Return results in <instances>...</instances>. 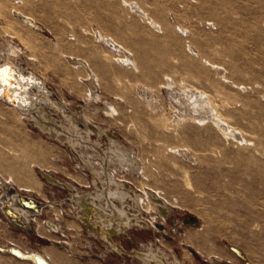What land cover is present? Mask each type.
<instances>
[{
  "label": "rangeland",
  "instance_id": "rangeland-1",
  "mask_svg": "<svg viewBox=\"0 0 264 264\" xmlns=\"http://www.w3.org/2000/svg\"><path fill=\"white\" fill-rule=\"evenodd\" d=\"M16 11L43 30L25 25ZM8 56L71 109L84 105L119 136L124 152L133 147L139 174L115 171L119 160L110 153L115 175L172 205L168 216L156 210L150 227L134 225L116 236L130 252L162 247L180 264H245L233 245L252 264H264V0H0V60ZM77 58L88 60L98 76L99 95L90 101L89 72L74 64ZM195 95L202 108L213 110L212 120L201 121ZM96 106L106 112L94 113ZM29 116L0 97V193L12 184L61 202L70 190L45 178L42 168L76 191L94 190L91 173L73 151L65 152L64 142ZM217 118L224 128L213 123ZM94 139L109 142L106 136ZM142 202V215L152 222L149 201ZM72 210L68 203L48 206L30 217L29 228L41 220L59 235L54 245L74 258L143 264L131 253L105 248L101 236L67 214ZM0 215L11 225L0 241L27 230ZM56 217L58 232L46 223ZM69 221L75 227L67 228ZM41 248L34 239L27 249Z\"/></svg>",
  "mask_w": 264,
  "mask_h": 264
},
{
  "label": "bare ground",
  "instance_id": "bare-ground-1",
  "mask_svg": "<svg viewBox=\"0 0 264 264\" xmlns=\"http://www.w3.org/2000/svg\"><path fill=\"white\" fill-rule=\"evenodd\" d=\"M15 16L30 28L36 30H38L37 28H42L33 17L22 11H16ZM77 60L78 62L74 64L89 72L87 73L89 76V83L87 84L89 97L87 100L90 101L92 95L96 97L99 95L97 92L98 76L88 60L82 58H77ZM1 68H5L11 76L6 80L0 72V97L12 103L22 113L29 114V121L31 120L41 131L43 130L51 135L52 138L61 140V142L69 146L71 149H65V152L70 153V150L74 152L73 154L77 157L78 164L91 173L92 180L90 182L94 186V190L83 189L76 191V189L71 187V185L75 187L72 182L61 180L46 171L45 168H42L45 178L48 177V180L54 182V184L68 188L70 194L61 202H58L59 198L51 202L49 199H39L30 193H22L19 188L12 184L3 185V191L0 193V209L3 210L4 216L8 221L18 227H25L31 222L30 215L41 216L48 206L68 203L75 208V211H67V214L78 218V220L80 219L94 231L96 230L95 232L105 241V248H110L115 253H131L138 256L143 264H180L179 260L174 259L171 261L168 251L162 247L157 249L147 248L146 250L135 248L133 252H130L120 240H117L119 235L126 233L134 225L150 227L155 220L156 210L164 216H168L170 211H172V205L163 195L159 193L153 194L146 189L140 191L129 182H124L123 178H118L115 175L116 173L113 172L112 164H114V158L110 153H113L114 157L119 160V165H115V171L118 170L121 173V171L129 170L134 174H139L136 171L140 168L138 167L140 158H137L134 148L129 146L127 147V153L124 152L118 145L119 136L112 133L109 127H105L95 121L84 105H79L78 110L76 109L77 111L71 109L65 101L56 96V93L44 80L34 75L35 73L25 72L22 69L23 67L17 64L11 56L0 60ZM32 86H36L37 91L36 93L34 91L35 94L31 93ZM54 95L56 96L55 99L53 98ZM195 96L197 98L195 106L200 108L199 111L201 117H203L200 120L204 122L209 120V118L212 120L211 111L213 110L209 108V104H207L208 108L204 106L202 108L201 97L199 95ZM93 111L96 114H101L106 112V109L96 106ZM220 121L219 118L217 120L213 119V123L222 128L223 125L221 123L223 124V122L220 123ZM165 122H167L166 119ZM95 135L99 137L106 136L109 142L102 143V141L95 140ZM116 162L115 164H117ZM121 176H124V174ZM2 177L1 173L0 180ZM25 180L27 181V178ZM142 201H149L147 203L148 210L146 211L151 213L152 222L145 215H142V213H145L142 207L139 206ZM152 205H154V209H152ZM195 221L194 218H191L188 222L194 223ZM51 223L57 227V230L60 229L58 222L51 221ZM12 250L19 255H24L17 249V246L12 248ZM22 251L25 252L24 250ZM48 260L50 261V259ZM246 260L248 259L246 258ZM50 263L52 264V262ZM121 264L127 263L122 262Z\"/></svg>",
  "mask_w": 264,
  "mask_h": 264
},
{
  "label": "crops",
  "instance_id": "crops-1",
  "mask_svg": "<svg viewBox=\"0 0 264 264\" xmlns=\"http://www.w3.org/2000/svg\"><path fill=\"white\" fill-rule=\"evenodd\" d=\"M63 145L66 146L68 149H71L69 146H67L65 144H63ZM78 222H80V220H78ZM67 223H68V225L66 224L67 228L70 229L71 227H75V222L69 221ZM78 224H80V223H78ZM0 227H3L5 229V230H1V228H0V235L4 231H10L8 229V227H11V225L8 222H6L5 218L1 215H0ZM26 229L27 230L24 231L25 233H23V230H21V231L18 230V232L16 233L17 235L15 234L14 237H10V235H7L4 241H0V246H3V247L17 246V247L21 248V250H24L26 252V250H28L27 248L29 247V244L32 243V241L34 239H37V240H40L42 242V248L40 250H37V251H39V253L43 254L45 257L50 259V262H52V264H69L70 261H85V262H87V261L88 262L98 261L97 258H91V257L90 258H84V259L74 258V257L70 256V254H68V251L64 250L63 248H59L58 246H55L54 243L57 244L58 240H60V239H58L59 235L54 234L53 232L49 231V229L46 226H44V224L41 222V220L37 219L32 228H26ZM1 231H2V233H1ZM72 236H74V235H72ZM73 240H75L74 237H73ZM49 241H52L53 243L49 244L48 243ZM65 242L69 246V241L65 240ZM26 246H28V247L25 248ZM112 253L115 254L114 252H112ZM114 259H115V257H111L112 261ZM98 262L100 264H102L100 261H98ZM0 264H33V263H31L27 260L20 259L17 256L10 254L8 252L0 251ZM110 264H114V263L112 262Z\"/></svg>",
  "mask_w": 264,
  "mask_h": 264
},
{
  "label": "water",
  "instance_id": "water-1",
  "mask_svg": "<svg viewBox=\"0 0 264 264\" xmlns=\"http://www.w3.org/2000/svg\"><path fill=\"white\" fill-rule=\"evenodd\" d=\"M39 31H42L43 28H37ZM0 72H1V75H3V77L8 80L9 77L11 76L8 71L5 70V68H1L0 69ZM48 226H51L53 228V230L57 231V227L53 226L52 223H50L49 221L46 222ZM24 228H29V225L25 226ZM60 242H57V244H59ZM63 245V244H61ZM12 248H16V246H8V247H3V246H0V251L2 252H8L10 254H13L15 256H17L18 258L20 259H23V260H29V261H32L34 262L35 264H51L50 261L44 257L43 254L39 253L37 250L35 249H31L27 252H23L19 247H17V249H19L24 255H19L18 253H16L15 251L12 250ZM230 248L238 255L240 256L244 261H245V264H252L250 261L246 260V257L244 256V254L242 253V250L238 247H235L233 245L230 246ZM74 255L76 256H86L85 254H80V253H76V252H73ZM96 255V254H95ZM100 258H102V256H100ZM215 261H219V262H222L223 260L222 259H213Z\"/></svg>",
  "mask_w": 264,
  "mask_h": 264
},
{
  "label": "flooded vegetation",
  "instance_id": "flooded-vegetation-1",
  "mask_svg": "<svg viewBox=\"0 0 264 264\" xmlns=\"http://www.w3.org/2000/svg\"><path fill=\"white\" fill-rule=\"evenodd\" d=\"M68 189V188H67ZM69 190V189H68ZM1 210V209H0ZM2 211V214L4 215V212H3V210H1ZM32 215H30V217H31ZM50 223H51V221L50 220H48ZM31 222H29V224H30ZM29 224H27V225H29ZM87 224V223H86ZM88 225V224H87ZM89 226V225H88ZM137 226V225H136ZM90 227V226H89ZM20 228H24V227H20ZM133 228V227H132ZM92 229V228H91ZM93 230V229H92ZM96 231V230H95ZM95 231H94V233H95ZM56 232H58V230L56 231ZM94 235V234H93ZM96 235H97V233H96ZM100 236V235H99ZM102 240H103V238H102ZM101 240V241H102Z\"/></svg>",
  "mask_w": 264,
  "mask_h": 264
},
{
  "label": "built area",
  "instance_id": "built-area-1",
  "mask_svg": "<svg viewBox=\"0 0 264 264\" xmlns=\"http://www.w3.org/2000/svg\"><path fill=\"white\" fill-rule=\"evenodd\" d=\"M60 218H58V217H56V222H59L60 220H59ZM58 226L60 227V224H58ZM53 229V228H52ZM53 231H55V230H53ZM103 258V257H102Z\"/></svg>",
  "mask_w": 264,
  "mask_h": 264
}]
</instances>
